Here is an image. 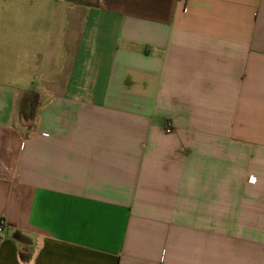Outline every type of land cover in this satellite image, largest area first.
Masks as SVG:
<instances>
[{"label": "crops", "instance_id": "0c3cea01", "mask_svg": "<svg viewBox=\"0 0 264 264\" xmlns=\"http://www.w3.org/2000/svg\"><path fill=\"white\" fill-rule=\"evenodd\" d=\"M0 220V264H264V0H0Z\"/></svg>", "mask_w": 264, "mask_h": 264}, {"label": "rangeland", "instance_id": "374dc122", "mask_svg": "<svg viewBox=\"0 0 264 264\" xmlns=\"http://www.w3.org/2000/svg\"><path fill=\"white\" fill-rule=\"evenodd\" d=\"M28 102L31 104V105H29L26 109L24 108V102H25V100L24 99H22L21 101H20V105H19V111H21L22 113H23V111H24V115L26 116V117H28L27 116V114L28 115H33V108H34V104H35V102H34V99H35V95L33 94V93H28ZM26 97V98H27ZM26 127H29V125L26 123V125H25Z\"/></svg>", "mask_w": 264, "mask_h": 264}, {"label": "built area", "instance_id": "2783aa9c", "mask_svg": "<svg viewBox=\"0 0 264 264\" xmlns=\"http://www.w3.org/2000/svg\"><path fill=\"white\" fill-rule=\"evenodd\" d=\"M162 128L164 133L171 134L176 131V126L170 119L164 120L162 124ZM5 226V222L3 220H0V233L3 232Z\"/></svg>", "mask_w": 264, "mask_h": 264}]
</instances>
